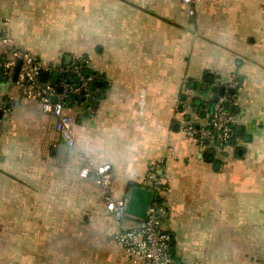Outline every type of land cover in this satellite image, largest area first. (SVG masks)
Returning <instances> with one entry per match:
<instances>
[{
    "label": "crops",
    "instance_id": "obj_1",
    "mask_svg": "<svg viewBox=\"0 0 264 264\" xmlns=\"http://www.w3.org/2000/svg\"><path fill=\"white\" fill-rule=\"evenodd\" d=\"M194 10L181 0H0L12 47L57 65L85 57L102 93L88 103L93 116L80 100L66 110L69 148L54 117L0 84V264H140L114 241L139 219L111 217L92 176L79 175L87 163L111 165L112 196L126 203L160 167L179 263L264 264V0ZM232 79L234 150L202 153L183 132L205 99L196 90Z\"/></svg>",
    "mask_w": 264,
    "mask_h": 264
},
{
    "label": "built area",
    "instance_id": "obj_2",
    "mask_svg": "<svg viewBox=\"0 0 264 264\" xmlns=\"http://www.w3.org/2000/svg\"><path fill=\"white\" fill-rule=\"evenodd\" d=\"M181 2L188 7V15L194 16V6L199 0ZM0 48L6 51V55L0 58V84L3 82L13 84L22 98L35 101L43 114L54 117L56 133L69 148L74 147L73 119L66 114V110L81 97L84 98L83 103L98 101L96 98L98 93L93 88L94 75L84 74L85 69L91 70L87 59L84 57L73 59L67 66L45 63L36 58L30 50L12 47L5 29H0ZM18 63L20 68L14 80ZM53 73H57L55 82L49 78ZM42 74L47 76L45 82L40 81ZM215 87L224 89L222 96L212 93L211 90ZM237 88L236 79H232L224 84H215L204 94L196 90L197 96L205 99L192 108L193 117L185 122L183 132L187 138L195 141L202 153L208 151L209 145H215L219 151L234 150L236 138L234 97ZM184 90L188 91L187 83ZM231 91L234 94H231ZM214 96L215 101L211 104ZM87 109L90 115L95 114L93 108L87 106ZM159 170L158 165L152 164L146 175V180L150 184L148 190L150 200L144 219L139 220L136 228L116 234L114 241L131 260L140 264H181L171 255L173 238L163 227V220L167 216V207L163 200V195L167 192V182L161 177ZM79 175L83 179L92 176L106 210L114 220L121 221L128 216L126 201L112 196L110 164L93 166L87 163Z\"/></svg>",
    "mask_w": 264,
    "mask_h": 264
},
{
    "label": "water",
    "instance_id": "obj_3",
    "mask_svg": "<svg viewBox=\"0 0 264 264\" xmlns=\"http://www.w3.org/2000/svg\"><path fill=\"white\" fill-rule=\"evenodd\" d=\"M71 60H72L71 57H68L66 61L64 62V65L66 66L69 65ZM19 68H20V63H18V65L15 68L14 80H16L17 78ZM46 78L47 76L45 74H42L40 77V81L45 82ZM56 79H57V73H53L50 76V80L52 82H55ZM58 92H60V90ZM213 92H218L219 96H222L224 89L223 88L217 89L215 87L213 88ZM230 93L234 94L233 91H231ZM75 100H77V98H75ZM79 100L84 101V98L81 97ZM87 106H88V103H85L84 109H86ZM2 113L3 111H0V119L2 117ZM241 133L242 131L241 129H239L237 131V135L240 136ZM149 200H150V192L148 190L142 189V188H133L130 192V196H129L128 203H127V215L130 217L137 218L139 220L144 219L147 208H148Z\"/></svg>",
    "mask_w": 264,
    "mask_h": 264
},
{
    "label": "trees",
    "instance_id": "obj_4",
    "mask_svg": "<svg viewBox=\"0 0 264 264\" xmlns=\"http://www.w3.org/2000/svg\"><path fill=\"white\" fill-rule=\"evenodd\" d=\"M85 58V57H84ZM84 74H91V75H94V77H95V81H94V84H93V88H94V90H96L97 91V96H96V98L97 99H100L101 98V95H102V93H100V91L98 90V86H97V84H96V82H97V79H96V75H95V73L92 71V70H89V69H85V71H84ZM211 77L210 76H205L204 77V81L206 82V83H211L212 81H211V79H210ZM77 84V83H76ZM187 86L189 87V88H194L195 87V84L194 83H188L187 84ZM98 87V88H97ZM102 92V91H101ZM213 103V101L211 102V104ZM194 105L196 106V105H198V103L196 104V103H194ZM173 246V245H172ZM171 255H172V257L175 259V257L173 256V253H172V249H171Z\"/></svg>",
    "mask_w": 264,
    "mask_h": 264
}]
</instances>
